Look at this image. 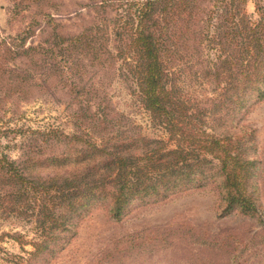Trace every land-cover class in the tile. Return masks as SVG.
Wrapping results in <instances>:
<instances>
[{"label": "trees", "instance_id": "1", "mask_svg": "<svg viewBox=\"0 0 264 264\" xmlns=\"http://www.w3.org/2000/svg\"><path fill=\"white\" fill-rule=\"evenodd\" d=\"M247 3L87 0L84 7L93 16L77 33H58L61 24L47 15L52 28L44 41L24 47L27 31L17 36L23 43L19 55L42 70L29 73V80L54 76L69 85L75 100L81 103L85 98V104L71 111V134L59 128L27 133L19 127H0V140L9 134L25 139L35 135V150H41V144L58 148L47 159L55 164L54 173L34 178L28 171L41 162L31 154L35 151L22 142L24 159L18 162L4 151L8 145H0V201L7 200L13 212L30 218L37 232L34 241L19 234L10 238L21 248L32 246L33 256L47 249L53 230L95 201L107 202L109 215L118 217L132 199L164 197L196 180L218 181L224 205L237 206L243 215L256 214L257 188L250 185L256 162L248 156L247 138L252 131L215 133L242 107L247 93L264 86V9L255 1L254 18L247 13ZM48 70L54 74L47 75ZM90 70L93 77L125 73L131 95L166 138H145L139 127L124 137L112 135L113 108L104 91L102 99L91 103L97 95L91 84L86 86ZM5 74L0 62V79L7 85L11 79ZM182 75L211 85V96L185 93L179 85ZM23 83L12 81L15 89L0 90L1 114L8 112L7 98H24V90L17 88Z\"/></svg>", "mask_w": 264, "mask_h": 264}, {"label": "rangeland", "instance_id": "2", "mask_svg": "<svg viewBox=\"0 0 264 264\" xmlns=\"http://www.w3.org/2000/svg\"><path fill=\"white\" fill-rule=\"evenodd\" d=\"M255 1L264 9V0H248L247 13L254 18ZM86 3L87 0H0V62L11 79L7 85L6 80L0 79V90L15 89L12 81L25 82L17 87L24 90L22 100L13 95L7 98L10 104L7 113H0V127H19L27 133L59 128L66 134L73 133L69 116L85 104V98L81 103L75 100L69 85L60 84L54 76L45 81V77L29 80V73L42 70L30 58L19 55L23 43L16 37L27 31L24 47L44 41L52 28L47 15L61 24L58 33H77L93 16L85 9ZM210 58L215 59L213 52ZM93 72L90 70L85 78L86 86L91 84L90 89L97 95L91 103L102 99L104 91L113 108L112 135L124 137L139 127L145 138H166L131 95L125 73L90 76ZM46 73L54 74L50 70ZM185 77L179 79L185 93L199 98L211 96V85L195 76L196 79L191 75ZM105 105V101L101 102V106ZM247 130L252 131L247 137L251 139L248 156L256 162L250 182L257 188L256 214L243 215L237 206L229 209L224 205L219 198L218 181L196 180L164 197L147 195L132 199L118 217L109 215L107 202L95 201L78 209V214L64 227L53 230L47 249L32 256V246L21 248L11 236L19 234L27 242L34 241V225L30 218L13 212L5 200L6 203L0 201V264H264V86L247 93L242 107L230 114L215 133L239 135L248 134ZM27 136L25 139L9 134L0 140V145H8L4 151L18 162L24 159L23 144L35 151L31 154L41 162L28 171L34 178L54 173L55 164L47 159L49 154L58 152L57 146L41 144V150H35L38 139L35 135Z\"/></svg>", "mask_w": 264, "mask_h": 264}]
</instances>
